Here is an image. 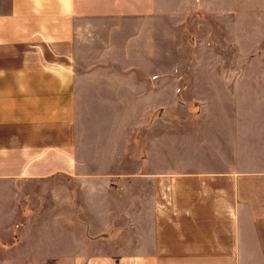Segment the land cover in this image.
<instances>
[{
	"label": "crops",
	"instance_id": "0c3cea01",
	"mask_svg": "<svg viewBox=\"0 0 264 264\" xmlns=\"http://www.w3.org/2000/svg\"><path fill=\"white\" fill-rule=\"evenodd\" d=\"M170 8L157 0H0V223L4 195L17 199L18 184L56 180L61 227L18 230L32 243L0 242V264H264V139L253 152L249 135L164 131L163 105L151 97L162 71L136 64L148 63L146 33L133 42L121 36L113 58L92 46V57L84 53L83 27L132 26L140 36ZM103 59L114 66L93 67ZM83 108L93 127L121 123L105 168L94 163L96 150L79 157ZM138 109L148 118L131 165L127 131Z\"/></svg>",
	"mask_w": 264,
	"mask_h": 264
},
{
	"label": "rangeland",
	"instance_id": "374dc122",
	"mask_svg": "<svg viewBox=\"0 0 264 264\" xmlns=\"http://www.w3.org/2000/svg\"><path fill=\"white\" fill-rule=\"evenodd\" d=\"M157 3L160 7L168 4L171 13H163L146 29L140 27V36L132 26L126 31L120 26L83 27L80 32L84 53L92 57V46L101 58L107 53L113 58L114 54H120V49H116L121 45L118 43L121 36L124 35L123 42H133L146 33L153 43L146 50L148 63L141 59L136 64L162 71V75L152 76L162 80V89L151 97L163 105L160 108L163 130L249 135L255 141L253 146L246 147L255 152L258 138L264 139V0H157ZM103 61L93 67L114 66L110 60ZM102 110L106 111L98 109V112ZM89 112V108H83L78 118V154L89 159L92 151H98L99 159L93 156L94 163L105 168L104 155L119 144L121 123L115 117L108 125L93 124L95 128ZM140 113L138 109L137 118L132 114L136 123L127 131L131 165L138 162L140 140L145 136L142 124L148 117ZM182 146L179 144L181 153ZM207 151L209 148L206 154ZM57 186L56 180L49 184L20 183L12 189L17 199L4 195L6 212L0 223V242L32 243L27 236L16 235L27 227L47 225L48 229L59 231L60 224L55 221L59 204L53 195ZM54 241L60 244L59 237H54Z\"/></svg>",
	"mask_w": 264,
	"mask_h": 264
}]
</instances>
